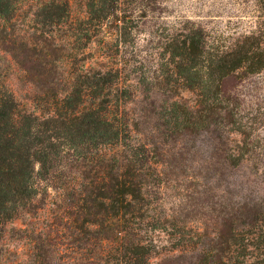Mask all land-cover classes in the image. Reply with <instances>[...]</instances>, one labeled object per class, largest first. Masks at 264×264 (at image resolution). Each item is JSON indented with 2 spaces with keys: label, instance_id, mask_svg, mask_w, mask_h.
I'll return each instance as SVG.
<instances>
[{
  "label": "rangeland",
  "instance_id": "obj_1",
  "mask_svg": "<svg viewBox=\"0 0 264 264\" xmlns=\"http://www.w3.org/2000/svg\"><path fill=\"white\" fill-rule=\"evenodd\" d=\"M4 4L0 144L30 142L41 161L34 159L25 213L6 224L1 264H33L36 226L44 230L43 264H264V0ZM204 37L218 57L245 56L242 67L207 74L209 60L182 48ZM252 60L263 66L253 71ZM212 77H222L233 109L228 132L215 138L219 125L208 122L173 133L190 116L174 100L201 106V82ZM142 109L148 115L140 128L150 130L162 152L152 160L167 161L160 159L149 177L152 205L135 220L137 252L101 254L90 235L75 240L72 206L81 201L72 193L105 181V153H113L115 138L74 135L72 112L139 116ZM238 209L258 219L234 235ZM14 225L22 231H12Z\"/></svg>",
  "mask_w": 264,
  "mask_h": 264
},
{
  "label": "trees",
  "instance_id": "obj_2",
  "mask_svg": "<svg viewBox=\"0 0 264 264\" xmlns=\"http://www.w3.org/2000/svg\"><path fill=\"white\" fill-rule=\"evenodd\" d=\"M5 1L8 0H0V12L1 9L8 7L4 4ZM206 40L205 37L200 43L190 40L187 43L184 42L182 48L188 51L189 56H204V61L209 60L206 63L209 75H213L216 71H222L223 75L224 73L226 75L230 71L241 68L245 62L244 59H247L245 56H237L233 51L218 57V54H212L206 50ZM263 65L252 60V64L250 62L248 67L255 71ZM201 83V106L195 107L192 104L178 103L174 100L173 103L190 116L181 122V125L178 124L173 133L181 135L182 131L192 132L196 126L212 122L219 125L213 129L212 133H215V138H221L223 132H228L223 130L225 121L229 123L234 120L232 119L233 109H230L228 104L229 96L222 91L223 79L222 77L213 78ZM235 103L236 101L233 100V104ZM147 115L143 109L139 116L135 112L122 114L119 112L115 117L110 111L107 114L93 111L84 115L79 114L77 110L72 112V127H69L74 135L88 134L92 139L103 136H107L108 139L115 138L113 153H105L110 160L107 164L108 175L105 181L93 183L89 190L83 191L84 194L72 193L73 196H79L77 200L81 201L75 202L72 206V222L76 228L75 240L82 239L86 234L90 235L93 244L99 246L101 254H104L107 248H115L124 252L125 255L135 254L141 246V239L138 237L139 227L136 226L135 220L143 217L151 208L149 177L159 172L158 166L162 163L160 160L162 158L152 160L155 153L160 155L159 153L162 152L153 141L150 130L140 128L141 122ZM174 117L179 121V116ZM164 135L165 132L162 137ZM109 141L106 144L108 146L113 143ZM31 147L30 142L15 138L8 140V145L0 144V149L6 153L0 157V240L7 235L6 224L14 223L26 211L24 197L28 186L30 187V179L34 175V159L41 161L35 156L32 157ZM112 160L115 162L113 163ZM162 161L167 160L162 159ZM240 207L247 208L246 205ZM248 211L246 209L237 213L234 235H239L241 228L256 225L258 216L250 218ZM12 231H22V228L14 225ZM43 231L37 226L33 229L32 238L35 240L33 264H43L41 259L44 249ZM145 258L148 261L149 256Z\"/></svg>",
  "mask_w": 264,
  "mask_h": 264
}]
</instances>
